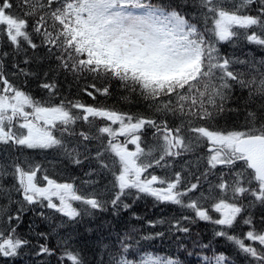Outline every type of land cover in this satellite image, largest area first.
Masks as SVG:
<instances>
[{"label": "snow or ice", "instance_id": "1", "mask_svg": "<svg viewBox=\"0 0 264 264\" xmlns=\"http://www.w3.org/2000/svg\"><path fill=\"white\" fill-rule=\"evenodd\" d=\"M14 8L20 9L21 14H14ZM29 18H32L31 26ZM0 34L6 35L17 51L24 45L31 49L45 47L59 62L58 66L76 79L90 77L92 81H103L99 87L95 82L83 87L82 91L89 97L109 96L111 81L115 80L122 88L148 101L156 114L133 116L79 100L42 104L10 82L0 58V144L28 149L59 148L74 163L81 164V153L76 149L69 151L64 134L89 141L93 137L84 131L77 133L73 127L78 120L110 122L97 129L107 136L104 148L90 157L85 144L84 160L96 163L94 171L113 176L110 204L114 214L131 207L122 197L139 198V194H145L190 209L196 219L226 229L232 228L240 217L249 226L243 238L229 235L225 230L216 235L226 237L246 257L252 258L249 264H264V228L255 227L249 212L257 204L264 208V102L258 110L247 112L241 130L199 123L215 121L225 111H231L226 104L237 86L248 90L250 100L258 97L264 101V57L240 59L221 54L217 47L221 42L240 37L264 47V0H232L231 7H226L224 0H0ZM34 36L39 43L34 42ZM2 55L6 57L8 53ZM20 71L29 74L25 69ZM42 87L50 94L56 89L55 83H44ZM58 125L60 137L54 134ZM146 129L152 130L157 141L147 151L141 145ZM119 137L125 140L121 142ZM205 142L209 167L201 175L206 178L218 166L228 170L229 179L221 171L215 185L219 189L218 197L213 196L210 185L208 196L200 192L198 198L184 201V197L195 194L201 187L199 176L195 183L183 180L180 171L174 172L171 179L154 174L145 176L154 166L168 167L166 158H180ZM128 144L135 149L130 150ZM105 152L114 157L111 165L103 159ZM11 169L8 172L0 165V176L11 175L14 180L11 186L0 183V199L11 203L13 193L18 192L27 205L55 209L67 218L56 228L78 222L94 210H106V201L96 194H78L73 183H58L43 175L46 184L41 186L37 178L40 165L22 166L13 162ZM210 198L213 200L210 208L220 218L213 219L209 208L203 206ZM77 201L84 207H74L73 202ZM7 208L5 205V227H0V257L5 258L19 256L20 250L29 244L16 235L25 207L17 208L14 213ZM182 219L190 221L192 217ZM173 226L179 232L191 231L180 220ZM38 235L47 240V233ZM69 240L70 237L61 246L59 256L46 242L38 245L36 255L57 256V264L65 259L70 264H84ZM114 260L115 264H133L127 258ZM225 260L223 254L214 257L215 264H224ZM140 264L180 262L146 255Z\"/></svg>", "mask_w": 264, "mask_h": 264}, {"label": "trees", "instance_id": "2", "mask_svg": "<svg viewBox=\"0 0 264 264\" xmlns=\"http://www.w3.org/2000/svg\"><path fill=\"white\" fill-rule=\"evenodd\" d=\"M154 2H156V0H154ZM224 2L226 7H230V3L232 4V0H224ZM12 11L14 14H21L20 9L14 8ZM31 23L32 18H29L30 26ZM30 30L31 27H29V31ZM33 39L34 42L39 43L38 37L34 36ZM245 44L246 42L244 40H241L240 43H224V45L220 43L217 45V47L221 51L226 50V52H228V50H230L229 46L238 48ZM249 47L251 48L252 45H249ZM259 47V50H254L249 53H246V50L244 55L238 56L235 54L234 56L243 59H247L251 56L259 59L261 57H264V47ZM5 52L8 53L6 57L2 55ZM0 58H2L4 61L3 70L10 82L15 87L26 92L36 100H43L48 98L56 104H59L61 100H79L81 103H84L86 105L115 109L121 112L129 113L133 116H154L152 115L154 111L149 107L148 101L143 99L138 93H130L127 89L122 88L120 86V83L115 80L111 81L109 96L96 94L95 99L89 97L82 91L83 87L86 84H90L93 82L97 83V86L99 87L102 86L104 82L92 81L90 77L86 80L74 78L71 74L66 73L58 66L59 62L53 56H50L48 54L45 47L41 46L36 49H31L27 45H24L21 50L17 51L10 44L6 35L0 34ZM25 60H27L28 63H24ZM15 65H19V67L17 68L15 67ZM20 69H25V71L29 74L25 75L20 71ZM21 77L23 78L21 79ZM44 83H55V92L50 94L48 89L42 87ZM262 102L264 101H261L258 97L250 100L248 96V90L241 89L239 88V86H237L233 89L232 97L227 101L226 104V108L231 109V111H225L224 114L221 117L217 118V120L215 121H202L199 123L216 126L226 130H241L245 125L247 112L250 110H258L259 105ZM169 119L171 121V117H169ZM85 129L86 128H84L83 130ZM87 130L93 136L95 135L93 130ZM148 130H145L147 134ZM98 150L101 149L90 148L88 150L90 157H95V154ZM30 152L31 151L29 149L24 147L21 148L12 144H0V164L4 165L5 159L9 158V155H7V153H9L12 156H16L14 162H19L22 166H25L24 163L28 162L25 161L27 160L25 155H30ZM13 153L15 154L13 155ZM83 157L81 153L80 159H83ZM103 159L110 165L113 160L108 157L106 153ZM37 161L38 160H36L35 162ZM35 162L30 164H34ZM201 163V165L205 164V162L203 161ZM94 164L96 163L94 162ZM88 166L89 162H86V160H84L83 165L79 168L80 170L84 168L85 172L81 174V172L79 171L77 173L78 176H74V178L78 177V179H83V181L81 180L82 184L78 181L81 187L84 186V188L88 190L90 194H96L100 199L106 201L109 205H111L110 200L112 198L114 190L111 187L112 184L110 180L114 179L113 176L108 172L98 173L97 171L92 170V166ZM6 168L8 172L12 171L11 165L6 166ZM90 172L92 174L88 175V173ZM199 172H201V170ZM80 176H83V178ZM191 178H194V175H192ZM86 181H97V183H85ZM108 181H110L109 187H107ZM194 181L195 179H192V183H194ZM0 183L5 186H11L14 183V180L11 175L0 176ZM84 184L86 185V187ZM20 198L21 194L18 192H14L12 197L13 202L9 203L7 200L0 199V227H5L4 206L8 205L7 210L14 213L15 210L20 207ZM128 198V196L126 198L122 197V200L127 203ZM128 200H130V198ZM143 204L146 205L147 209H149L150 211H152L156 205L155 203L151 204V202H144ZM256 209L257 210H252V208L249 209V212L253 219V223L257 229L264 228V220H262V217H264V208H262L260 205H257ZM27 211L29 213H23L22 222L16 228V232H18L22 236H25L29 243L32 245L31 256H35L37 262L26 263L23 260L15 258L11 260L12 264H57V256L60 255L61 246L65 243L66 239L54 235L51 230H44L48 234L47 240L45 241L44 238L39 236L38 234L43 232L39 229L46 228L42 227V225H39V229H37L36 225L38 224V218L35 211H31V209ZM151 216L152 218L156 217L154 213H152ZM58 218V220L61 222H65L67 220V218L63 217L62 215L58 216ZM126 219L127 215L125 212H122V210H120L118 213L114 214L112 207L109 209V211H107V213L104 214L101 213L100 210H94L92 215L83 216L82 218L78 219V222H69L70 226L64 233L67 234L65 238H67L68 240V238L70 237V247L73 251L80 253L81 257L83 258L84 264H109L110 261L112 262L114 260V258L111 259L109 255L110 250L116 242L118 243L122 239L138 240L139 243L143 242V252L150 251L153 253H157L159 251L158 253H163L164 255H166L164 258L178 260L180 264H182L181 262H185L186 264H194V260H192L191 258L192 254L195 255V257L197 254L199 255V257L203 256L205 258L201 248H205V246L207 248L211 244V246H209L210 248L214 247L221 249L220 247L223 246L222 244L225 239L216 235L215 231H217V228H213V230L215 231H211V228H206V222H204L203 227L200 230L196 225H187V227L191 229L189 233L179 232L170 224L163 225L162 229L153 227L150 230L145 227L144 223H141L143 226L136 223L139 229L142 230V232L138 234L137 232L139 230L131 222V219ZM125 220L126 223H123V221ZM150 220L152 221L153 219L150 218ZM164 220V222L167 221V219ZM179 220L182 221L181 219ZM243 226L244 229L238 228L235 232V234H238L239 237H242L243 234L249 230L248 225L240 223L239 227ZM56 230L57 228L55 226L54 231ZM155 230L157 232L153 233V231ZM158 233H163V235H158ZM31 234L35 236L34 239L29 238L32 236ZM45 242L47 243L48 247L56 249L57 256L45 255L43 257H40L36 255V249L38 248V245ZM230 248L231 246L228 245L226 246V249H224V251L226 252V254H229V257L232 260L238 262L239 264H249L252 258L246 257V254L241 252L236 247L234 248V250L233 248ZM220 254H222V252L218 251L214 255L217 256ZM214 257L212 255L213 264L215 262ZM62 264H70V262L65 259Z\"/></svg>", "mask_w": 264, "mask_h": 264}, {"label": "rangeland", "instance_id": "3", "mask_svg": "<svg viewBox=\"0 0 264 264\" xmlns=\"http://www.w3.org/2000/svg\"><path fill=\"white\" fill-rule=\"evenodd\" d=\"M242 40H244L246 42V44L243 45V46H241V47H238L239 49L236 51V53H235L236 55H238V56L239 55H244L245 52H246V50H247L246 53L252 52L254 50H259V48H260L259 46L252 45V47L250 48L249 45H251V44H249L245 39H242ZM240 59H243V58H240ZM22 78L23 77H21V79ZM38 101L41 102L42 104H46V105L47 104H51V101H45L44 99L43 100H38ZM26 110H29L30 111V109H26ZM75 111H77V110H75ZM152 115L155 116L156 114L153 113ZM90 120H91V123H89V124L86 123V122H84L83 120H78V122H84V124H86L87 126L89 125V128L94 131L95 135L94 136L93 135H90L93 138L90 139L89 141H82V137H80L78 135L68 136L67 133L64 134V137L63 138H64L65 142L67 143V146H68L69 151H71L72 149H76L79 153H82V156H83V154H85V147H84L85 144L87 145V149L88 150L90 148H98V149H101V150L104 148V145H103V143L101 141L102 139L99 136H101V135L106 136V134H101V133H99L97 131V129L99 127H101L100 124L102 122L99 119L92 120V118H90ZM20 122H22V121H20ZM102 124H105V123H102ZM78 132H80V131H77V133ZM84 132H86V131H84ZM150 132H151V135H149V137H146V138L149 139L146 142V145H144L143 142L141 143L142 147H146V151H147V147H150V146L154 145L155 143H157L156 138L152 136V130H150ZM54 134L55 135L56 134L57 135L60 134L59 126H58L57 130H54ZM123 138H125V137H119V140L122 142V139ZM146 138H142V139H146ZM205 144H206V142H205ZM128 148L130 150H134L135 149V146L132 145V144H128ZM202 149H203V147H202ZM206 149H207V147L205 145L203 151L201 150V148H197V150H198L199 153L196 152V151H194V150L191 151V152H189V153H186L187 158L185 159V162H183V163L180 162L179 164H172L173 170H174V167L177 168V169H179L181 167L182 170H183V172H182V179L183 180H186V181H190L191 176L194 175V173H197V172H199L201 170L200 169V166H199V163L201 164L202 161L207 162V151H206ZM30 151H32L34 153H29L30 155H25V157L27 158L26 161H28L27 163H24L26 165H28L30 163H33L36 160H39V163H37V165H41V166L43 165L44 166V165L50 164V170L52 169V171H54L53 174H56V176H58L59 178H71L72 175L77 174L79 171L81 172V170L79 168L80 167L79 164L74 163L73 162V158H71L68 155H66L62 149H59V148H51V149H30ZM14 154L15 153H13V155ZM200 154H205L206 158L203 157L204 155L201 156ZM7 155H9V158L5 159L4 165L3 164H0V165H3L5 167L6 166H9L16 159V156H12L9 153H7ZM166 159H168L170 161L172 158H166ZM208 167L209 166L207 165V168ZM167 168H170V165L168 167L154 166L153 167L152 174H154V175H156L158 177H161L163 179H168L170 177L164 175V173H167ZM224 169L225 168H223V170ZM216 171L215 172H212V170H211L208 173V175H207L206 178L204 176L200 177V182H201V184L204 185L203 186V192H204V195L205 196H208V191L207 190L210 187V183L211 182L213 183L212 180H214V184L215 185L219 183L218 177H219L222 169H219L218 168ZM208 177H209V179H207ZM225 179L227 180V179H229V177H227ZM81 180L83 181V179H78V181L82 184V181ZM73 181H74L73 184H74L75 188L77 189L78 186H79V182H77L76 180H73ZM85 187H86V185H85ZM104 189H107V188H104ZM214 190H215V192L217 191V193H219V190L217 188H214ZM212 194H213V188H212ZM189 195H190V193L188 194V199L190 197ZM141 196L143 197V196H145V194H141ZM128 197L131 199V202H130L131 203V208H130V210L128 212H126L127 219H131V221H133L138 216L136 220L141 219V221H143V220H145V219H147L148 217L151 216V214H150L151 211L149 209H147L146 205L142 204V202H143L142 197H139V198H136L135 196H128ZM188 199H186L185 202H187ZM135 200L137 201V203L135 202ZM79 204H80V202H78V201L77 202H73V205L74 206H78ZM21 206H23V205L21 204ZM256 207H257V205H255L254 207H252V209H255ZM34 208L35 209L36 208L37 209H40L41 212L44 213V215H46L48 213V211H50V210H53V211L56 212L55 209H49L47 207L41 206L40 204H36L35 206L32 207V209H34ZM180 210H181V206H180ZM182 210L185 211V212H188V211L192 212V210L187 209V208H184V207L182 208ZM126 220L123 221V222L125 223ZM40 221H41L42 224H44L43 216L40 217ZM61 223L62 222H60V224ZM60 224L58 223L57 225H60ZM140 225H142V224H140ZM69 226H70V223L68 224V226L63 227V228H58V230L54 231L55 225H52L51 232L54 235L59 236L60 238H64V239L67 240V238H65V236H67V234H64V233L68 230ZM135 227L139 230L137 233L140 234V232H142V230L139 229L138 225H135ZM217 227H219V230L220 231L221 230H225V231L227 230L226 228L221 227V226H217ZM37 229H39V228H37ZM39 230H41L44 233H46L44 230H48V229L41 228ZM120 241L121 242L120 243H117L116 246H119V244H120V246L122 245L125 248L126 253L123 252L124 255H122V256H119L117 254L116 255V258L123 257V256L127 255V256H125V258H130V259L135 258L137 260L138 264H140V261L146 255H152V256L154 255L152 252H149V253L148 252L147 253L142 252L140 254L139 251L141 249H143V247H140L139 248V246H138L139 245L138 244L139 241L138 240H124V239H122ZM201 249H202V251H203V253L205 255V253H207L209 251V246L207 248L205 247V248H201ZM199 251H201V250H199ZM28 256H29V260H32L33 257L31 255H28ZM191 258H192V260H194V264H206L205 261L200 260L197 256L195 258V256L193 254L191 255ZM24 261H26V260L24 259ZM234 263L235 264H238L236 262H234ZM112 264H115V260L112 261Z\"/></svg>", "mask_w": 264, "mask_h": 264}, {"label": "bare ground", "instance_id": "4", "mask_svg": "<svg viewBox=\"0 0 264 264\" xmlns=\"http://www.w3.org/2000/svg\"><path fill=\"white\" fill-rule=\"evenodd\" d=\"M88 178V177H87ZM56 242V241H55ZM93 252V251H92Z\"/></svg>", "mask_w": 264, "mask_h": 264}]
</instances>
